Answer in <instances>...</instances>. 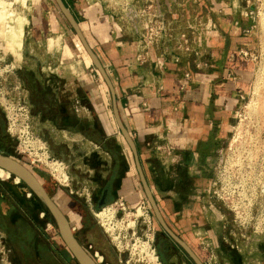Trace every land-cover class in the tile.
Returning a JSON list of instances; mask_svg holds the SVG:
<instances>
[{"label":"rangeland","instance_id":"rangeland-1","mask_svg":"<svg viewBox=\"0 0 264 264\" xmlns=\"http://www.w3.org/2000/svg\"><path fill=\"white\" fill-rule=\"evenodd\" d=\"M26 1L29 22L22 61L0 44V119L7 136L0 150L34 171L96 264H152L136 250L144 244H149L150 252L156 251L157 264H195L181 247H168L169 237L153 211L134 155L114 117L111 91L76 32L55 0ZM218 1L235 4L236 27L246 41L232 57L240 73L232 74L237 85L235 102L228 121L219 128V153L209 164L201 161L202 169L197 166L195 170L204 177L200 181L206 182L201 191L208 207L214 205L209 213L219 219L221 239L206 249L201 244L196 248L209 264H264V232L243 226L264 206V0ZM209 12L195 14L194 23L181 31L191 39L207 36L213 30L206 25ZM53 17L61 21L57 27L51 24ZM243 17H248L247 22L242 23ZM6 26L13 27L0 24V32ZM51 40L55 42L50 44ZM204 53L187 56L192 66L203 69L211 64ZM81 79H88L98 95L101 91L107 95L106 108L94 104L95 94L93 105L86 101V108L75 100ZM110 150L119 163L126 162L127 174L119 180L116 196L95 210L96 216L90 212L86 216L84 207L112 180ZM150 155L151 161L162 163L155 153ZM54 163H58L57 170ZM204 174L210 175L208 181L203 180ZM15 178L0 177V264H64L66 257L79 264L47 207ZM102 212L112 215L111 230L102 222ZM91 245L96 255L90 252ZM53 248L55 252L49 250Z\"/></svg>","mask_w":264,"mask_h":264},{"label":"crops","instance_id":"crops-1","mask_svg":"<svg viewBox=\"0 0 264 264\" xmlns=\"http://www.w3.org/2000/svg\"><path fill=\"white\" fill-rule=\"evenodd\" d=\"M64 2L112 80L121 118L137 146L144 174L167 224L204 264H209L196 246L201 244L206 249L211 243L220 242L221 236L217 233H220L221 226L217 223L219 219L209 213L214 205L208 207L201 191L206 182L200 181L204 177L200 170H195L198 167L202 169L201 161L209 164L211 157L218 155L219 128L228 121L235 102L233 93L237 85L232 74L240 71L232 57L239 45L246 41V35L236 27L235 4L218 0H157L173 24L175 33L194 23L195 14L210 11L209 16L203 19L211 18L214 29L207 36H202L206 43L202 51L211 64L198 69L192 66L187 57L190 55L179 49L175 41L166 40L161 47L143 54L134 0ZM53 18L54 23L51 24L57 27L61 21ZM241 20L245 23L248 17ZM54 42L51 40L50 44ZM189 72L192 74L190 80L186 78ZM86 80L81 79L75 100L86 108V101L93 105L95 94L94 104L106 108L107 95L102 91L98 95L92 83ZM112 107L114 114L113 96ZM62 127L68 128L67 125ZM75 127L81 131L79 125ZM173 127H177L175 130L180 134L182 147L176 150L168 164L161 160L162 163L151 161L150 154L154 152L150 145L161 137L169 138ZM204 175L206 180H203L208 181L210 175ZM167 236L169 248H180ZM49 250L55 252L54 248ZM58 256L63 258L59 252ZM188 256L190 262L192 259ZM64 260V264H73L70 258Z\"/></svg>","mask_w":264,"mask_h":264},{"label":"water","instance_id":"water-1","mask_svg":"<svg viewBox=\"0 0 264 264\" xmlns=\"http://www.w3.org/2000/svg\"><path fill=\"white\" fill-rule=\"evenodd\" d=\"M59 9L71 25V27L76 32L79 37L81 43L83 44L87 54L90 56L92 63L96 67L97 71L100 72L106 84L108 85L112 96L114 98V115L119 126L121 133L123 134L125 140L127 141L133 155L135 158V164L140 175V179L144 188V191L150 201L151 206L153 207V211L161 224L162 228L165 232L180 246L184 249V251L190 256V258L195 262V264H204V262L198 257V255L194 252V250L184 241L182 240L175 232L167 224L162 211L156 201V198L153 194V191L148 183V180L144 174L142 165L139 159V153L137 146L132 139L128 129L126 128L117 103H116V92L112 80L104 68L103 64L100 62L94 50L89 45L88 41L85 38V35L77 22L76 18L70 11V9L65 4L64 0H55ZM0 168L8 171L11 175L18 177L20 181H23L24 184L33 192L35 195L41 200V202L47 207L50 214L52 215L58 231L60 233L61 238L63 239L66 247L71 252L72 256L76 259L79 264H96L92 259L90 254L85 250V248L80 244L78 239L76 238L73 229L71 227L70 221L67 218L66 214L62 211L59 205L56 203L54 198L49 194L46 187L39 179V177L34 173L32 169L22 163L16 157L9 155L0 150ZM104 202L100 203L99 206L102 207Z\"/></svg>","mask_w":264,"mask_h":264},{"label":"built area","instance_id":"built-area-1","mask_svg":"<svg viewBox=\"0 0 264 264\" xmlns=\"http://www.w3.org/2000/svg\"><path fill=\"white\" fill-rule=\"evenodd\" d=\"M134 4L135 5H133V9L135 19L140 30L139 35L143 46V54H148L151 49L161 47V45L166 40H170L175 41L177 47L184 53L190 56H202V46L205 43L204 38L199 35L191 39L188 33L185 31L175 33L173 24L168 21L164 10L162 9L161 5L158 4L157 0H134ZM199 22L202 25L205 24L202 19ZM206 25L214 29V23L211 18L207 19ZM238 25L239 22H236V26ZM192 43H195V45L197 46L193 47ZM186 78L190 80L192 78V74L190 72L187 73ZM170 130L173 131V134L169 136V138L166 139L164 137H161L159 138V141L154 142L150 145L157 158H159L161 161H169L176 154V150L182 147L181 138L178 131L176 132L175 129ZM53 165L57 170V167H59L58 163H54ZM214 194H216L219 198L221 197L218 191H214ZM89 203H91V200L89 201ZM252 212L253 211L251 210L250 214H252ZM236 213L238 215L239 211H237ZM246 225L253 228L255 232H264V206H260L259 208H257L256 213L251 217L250 222L248 223L247 221H245L243 223V226ZM154 252L156 254L155 250Z\"/></svg>","mask_w":264,"mask_h":264},{"label":"bare ground","instance_id":"bare-ground-1","mask_svg":"<svg viewBox=\"0 0 264 264\" xmlns=\"http://www.w3.org/2000/svg\"><path fill=\"white\" fill-rule=\"evenodd\" d=\"M25 1L26 0H15V1L13 0L12 2H10L9 0H0V24L13 25L12 28L6 26L0 32V44L1 46L8 48L10 53L16 58L15 60H17L18 62L22 61L23 58L25 28L29 22V19L27 18L25 12ZM0 177L11 178L13 177V175H11L8 171L0 168ZM15 179H16V183L20 182V179L18 177H16ZM99 216L100 218H102L103 220L102 222L106 223V226L108 227L106 228L107 229L110 228L111 230L112 215L108 214L107 212H102L99 214ZM136 250H141V252L145 253L146 256L150 259V262L152 264H157V258L154 254L155 252L154 251H153L154 253L150 252L149 244H144L139 248L137 247Z\"/></svg>","mask_w":264,"mask_h":264},{"label":"flooded vegetation","instance_id":"flooded-vegetation-1","mask_svg":"<svg viewBox=\"0 0 264 264\" xmlns=\"http://www.w3.org/2000/svg\"><path fill=\"white\" fill-rule=\"evenodd\" d=\"M6 129H5V124H4V120L0 119V144L1 143H6L7 141V136H6ZM110 153H112V157H113V167H112V171H111V175L113 176L111 179V182L108 183L106 185V187L103 189L101 195L98 197H94L93 199H91V203H89L88 205H86L85 208H87L86 211V216L89 214V212L93 215H97L94 211L101 209L102 207H104L106 204L109 203V201L111 199H113L116 196V192L119 191L118 188V184H119V180H122L123 177V163L122 162H118L117 157L115 156V154L110 150ZM56 201V200H55ZM104 202V205L102 207L99 206L100 203ZM57 203V202H56ZM58 204V203H57ZM59 205V204H58ZM60 206V205H59ZM122 211L124 212L125 209L122 208ZM85 217V216H84ZM82 219L83 216H82ZM86 221V220H84ZM77 238V235H75ZM85 248V246H84ZM94 247L93 245H91L90 247V252L93 255H96V253L93 251Z\"/></svg>","mask_w":264,"mask_h":264},{"label":"trees","instance_id":"trees-1","mask_svg":"<svg viewBox=\"0 0 264 264\" xmlns=\"http://www.w3.org/2000/svg\"><path fill=\"white\" fill-rule=\"evenodd\" d=\"M6 153V152H5ZM8 154V153H7ZM9 155H12V154H9ZM123 166H124V168H123V173L125 174L126 173V170H127V164H126V162L124 161L123 162ZM124 174H123V176H124ZM123 178V177H122ZM30 190V189H29ZM31 191V190H30Z\"/></svg>","mask_w":264,"mask_h":264}]
</instances>
